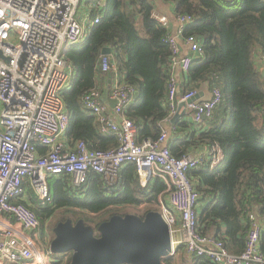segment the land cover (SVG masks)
<instances>
[{"label": "trees", "instance_id": "1", "mask_svg": "<svg viewBox=\"0 0 264 264\" xmlns=\"http://www.w3.org/2000/svg\"><path fill=\"white\" fill-rule=\"evenodd\" d=\"M156 1L105 0L99 23L87 28L84 41L63 48L61 57L76 72L62 95L69 115L68 143L83 142L101 151L118 147L116 137L102 135L95 117L82 106L85 95L93 90L102 93L106 87L107 76L100 72L104 47L111 49L118 75L132 90L133 102L124 116L136 128V143L155 141L165 131L172 52L166 42L167 29L152 17ZM161 1L171 6L176 17L192 19L183 36L195 37L201 46L200 56L178 83L177 97L214 88L222 95L211 118L201 125L176 121L167 145L176 158L198 147L210 150L208 162L188 173L200 194L199 233L221 241L229 255L238 256L245 244L246 213L254 211L264 224V0ZM47 185L50 202L41 205L23 183L26 196L22 203L36 215L42 243L46 224L58 212L57 223L81 220L98 237L99 225L113 216H125L122 211L135 210L140 218L159 212V201L168 189L160 178L141 187L133 164L119 169L112 186L93 172L79 187L72 185L69 176L49 178ZM260 249L264 254V231ZM71 256L51 253V263L70 264ZM161 264L216 263L187 255L179 246Z\"/></svg>", "mask_w": 264, "mask_h": 264}, {"label": "built area", "instance_id": "2", "mask_svg": "<svg viewBox=\"0 0 264 264\" xmlns=\"http://www.w3.org/2000/svg\"><path fill=\"white\" fill-rule=\"evenodd\" d=\"M85 1L78 19L81 0H0V264L52 262L51 252L39 250L31 236L39 221L22 203L25 180L39 204L46 205L50 202L49 178L69 176L72 185L79 187L93 172L112 186L119 169L128 164L135 166L141 187L155 178L167 184V197L160 199L158 213L169 231V256L182 246L187 255L206 257L216 264H264L260 249L264 224L254 211L244 217L245 244L238 256L229 255L221 241L199 233L200 194L188 173L204 166L208 153L174 157L165 131L155 141L136 143V128L124 116L133 102L132 90L122 79L104 90L105 101L98 90L82 99L83 109L95 117L99 132L115 136L118 147L101 151L91 150L83 142H67L69 115L62 95L73 81V68L61 53L65 46L84 41L87 28L99 23V10L105 4V0ZM152 17L167 29L166 42L172 52L167 91L170 119L178 103L198 94L191 91L178 98L174 73L185 74L200 56L201 46L195 37L183 36L190 17H176L179 27L174 35L166 17L154 13ZM180 42L186 47L184 55ZM111 71H116L111 56L103 57L100 72ZM221 100L220 90L214 88L209 99L187 104L192 124L199 126L211 118ZM111 102H116L115 106Z\"/></svg>", "mask_w": 264, "mask_h": 264}, {"label": "water", "instance_id": "3", "mask_svg": "<svg viewBox=\"0 0 264 264\" xmlns=\"http://www.w3.org/2000/svg\"><path fill=\"white\" fill-rule=\"evenodd\" d=\"M102 57L111 56V49L104 47ZM264 76V70L262 71ZM111 72L107 73L108 85ZM202 96L181 102L176 113L169 119L175 124L184 115L182 107ZM106 100V91L102 101ZM116 102H111L115 106ZM94 230L79 220L72 225L70 220L58 223L50 245L53 254L72 253L70 264H161V259L171 252L170 235L158 212H149L143 218L135 215L113 216Z\"/></svg>", "mask_w": 264, "mask_h": 264}, {"label": "crops", "instance_id": "4", "mask_svg": "<svg viewBox=\"0 0 264 264\" xmlns=\"http://www.w3.org/2000/svg\"><path fill=\"white\" fill-rule=\"evenodd\" d=\"M153 13H154L155 16H158V17H166L167 20H168V23H169V30L171 32V35H174L176 33V30L179 27V24H178V22L176 20V16L172 12L171 6H169L166 3H163L161 0H157L156 1V8L153 11ZM178 41H182V40L179 39ZM180 48H181V55H184L185 52H186V47H185V45L182 42H180ZM261 69H262V71L264 70V62L261 64ZM112 74H113V78L111 79V84H113L114 82H119V80H121V77L118 75V72L117 71H115V72L112 71ZM106 76H107V74H106ZM174 76H175V78H176V80H177L178 83L180 81H182L183 74L181 72L176 71L174 73ZM108 86L109 85H108V79H107V84H106L105 89H107ZM210 91H200V92H198V93H201L202 94V96H199V99L198 100H207V99H209V97H210ZM178 104H180V103H178ZM181 110L184 111V115L181 116V118L178 121L179 122H186V123L191 124L192 123L191 122V114L189 113V111L186 109V107L185 108L182 107ZM172 125L173 124L170 123V120H168V122L165 124V132H167L168 138H169L170 130L172 129V127H171ZM182 135H184V132L181 134V136ZM193 151H195V152H193ZM192 152L193 153H191V154H193V155H200V154L204 155V154L208 153V156H209L210 150L207 147H204L203 146V147H198L196 150L195 149L192 150ZM208 156H207V159L209 158ZM24 182L27 183V185L29 186V184H28V182L26 180ZM22 188H23V186H22ZM29 188H30V186H29ZM30 191L32 192L31 188H30ZM32 194H33V192H32ZM23 195H24L23 199L25 200V196H26L25 190H23ZM166 197H167V195L165 196V199H166ZM31 236L33 238H36L37 237V239H40L39 232H37V230ZM44 241L46 242V237H45ZM43 244L44 243H41V246L39 247V250H42L44 252H48L42 246ZM50 264H52V263H50Z\"/></svg>", "mask_w": 264, "mask_h": 264}, {"label": "rangeland", "instance_id": "5", "mask_svg": "<svg viewBox=\"0 0 264 264\" xmlns=\"http://www.w3.org/2000/svg\"><path fill=\"white\" fill-rule=\"evenodd\" d=\"M85 8H86V1L85 0H81L80 4L78 6V10H77V18L78 19L81 18L82 12H83V10H85ZM75 74H76V72L73 69V75H72V79L73 80L75 78ZM0 109H1V106H0ZM121 214H124V215H138L140 213H138L137 211L131 209V210H128V211H122ZM60 216H61V213L58 212L55 215V218L54 219L52 218V220L46 224V225H48V228H47L48 230L46 231V234H45L46 235V242L42 246L48 252L51 251L50 245H51V243L53 241V236H54V234L52 233L53 230L51 231V228L55 227L58 224L57 221H58V217H60ZM68 220H70V219H68ZM34 239H35V243H36L37 247H40L42 242H40L39 239H37V237L34 238Z\"/></svg>", "mask_w": 264, "mask_h": 264}, {"label": "flooded vegetation", "instance_id": "6", "mask_svg": "<svg viewBox=\"0 0 264 264\" xmlns=\"http://www.w3.org/2000/svg\"><path fill=\"white\" fill-rule=\"evenodd\" d=\"M72 225H75V223H72Z\"/></svg>", "mask_w": 264, "mask_h": 264}]
</instances>
